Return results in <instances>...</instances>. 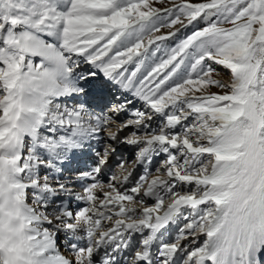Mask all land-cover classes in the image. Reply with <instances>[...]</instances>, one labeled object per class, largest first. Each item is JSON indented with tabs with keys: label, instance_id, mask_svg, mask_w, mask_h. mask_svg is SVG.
<instances>
[{
	"label": "snow or ice",
	"instance_id": "1",
	"mask_svg": "<svg viewBox=\"0 0 264 264\" xmlns=\"http://www.w3.org/2000/svg\"><path fill=\"white\" fill-rule=\"evenodd\" d=\"M16 27L23 29L18 35ZM44 60L65 72L75 62L79 84L63 88L75 104L54 110L45 135L79 147L55 179L56 161L45 151L55 143L37 141L18 156L27 178L20 187L32 205L27 222L35 224L32 256L43 258L25 264H182L185 257L232 264L237 254L259 264L264 219L248 204L235 223L222 225L228 194L216 189L239 181L264 191V0H0L6 119L25 64L43 94L53 93L55 71ZM214 65L230 82L215 78ZM98 80L91 103L79 99ZM120 147L134 156L121 154L112 165ZM188 183L199 191H182ZM52 192L53 204L68 201L64 215L74 222L65 227L86 225L91 241L67 258L50 254L51 230L64 222L45 205ZM77 197L85 206L73 217ZM182 210L195 214L179 239H170L169 222Z\"/></svg>",
	"mask_w": 264,
	"mask_h": 264
},
{
	"label": "bare ground",
	"instance_id": "2",
	"mask_svg": "<svg viewBox=\"0 0 264 264\" xmlns=\"http://www.w3.org/2000/svg\"><path fill=\"white\" fill-rule=\"evenodd\" d=\"M35 34L37 35L38 38H42L39 33H35ZM56 40L59 41L57 37ZM59 77L61 79L60 81L63 84L61 86L62 90H63V86L64 87L66 86L68 88L76 87V82L70 77V74L59 75ZM94 85L96 86V83L91 85L90 94L88 97H82L79 99H83L87 103H91L92 95L97 91ZM34 86L35 89H29L28 90L29 92L27 93L26 97L20 100L24 106L23 109L16 112L17 115H15L12 118L11 122L7 124L8 131L11 130L15 132L17 138L20 139L21 141L18 144L16 143L13 144L11 148L8 147L5 148L2 147V145H0V158L4 156L7 159H11L15 155H20V153L23 150V147L25 146L35 147L37 141H39L40 144H43L45 143V141H48L55 143L56 145L55 150L45 149V151L52 160L56 161L55 164L54 163L51 164V167L55 166L56 169H58L61 163H64L68 160V157L70 156L71 152L79 147V144L70 138H66L64 140L56 138L53 140L52 137L45 135V130L47 129L49 124L53 123L52 117L54 115V110L63 108L65 111H71V108H65V104L74 105L75 100H72L70 98L72 93H62L60 90L57 93H61V95H59V97L58 96L55 97L53 99L54 101L47 104V100H46L47 96L43 94L44 89L38 88L36 83L34 84ZM87 86L88 85H86V87ZM12 98H16V97L12 96ZM4 100H5V94L2 96L1 102ZM134 106L139 107L140 105L137 104ZM36 110H42L45 112V116L42 117L43 120H41L40 124H38L37 122V118H38L37 116H39V111ZM5 120L6 118L4 117V115L0 114V122L4 124ZM54 130L55 129L53 128V131ZM113 131H118V128L113 129ZM23 132H25L27 135L24 136L25 139H22ZM0 133L5 134V131L0 130ZM132 152L133 150L131 148H126V147L118 148V153L122 154L125 157V159L130 157L131 154L133 155ZM113 159L115 160L116 157H113ZM129 159L131 160L132 158ZM113 161H111V163ZM131 167H133V165H129V168ZM155 167H156V163L154 162L153 168ZM139 170L141 169L139 168L136 169L133 179H135L140 175V173L137 172ZM120 171L121 170L117 168L116 174L119 175ZM51 174L53 179L59 176L56 175L57 174L56 172L55 173L51 172ZM26 182H27V178L21 175L20 163L18 162V160L17 162H15L14 165L8 166L7 169L5 170V182H3L2 179L0 181V183L3 185L2 187H4V190H6V196L9 197L11 205H13L14 203L12 212L13 214L16 215L18 224L20 223V226L22 225L21 227L23 230L20 236H18L19 238L17 240L18 244L21 247H19L17 244L16 246H13V248L15 247V252L18 255L20 254L19 255L20 259L23 260L21 261V264H25L26 260L28 259L37 260V257L32 256V253L37 251V249L31 247L36 243V241L29 239V237L34 235L32 228L35 227V224L34 223L30 224L27 222V217L32 215V213L29 212V208H31L32 205L28 204L23 189L20 187L21 184ZM224 186H226V190H224L223 192L227 193L228 195L225 197V203L221 209V212L219 213V215L222 217L220 221L222 225L225 219L229 222L235 223V221L238 220L239 217L243 214V210L247 207L248 204H252L254 206L252 209V213L255 217H257L258 219H264V191L257 193L255 184L245 185L239 181L236 183H232L231 181H229ZM181 190L184 192H197L199 191V186L188 183ZM55 195H56L55 192L49 193L47 200H45V205L46 207H48L49 212L52 216H61L64 218V222L56 223L54 229L51 230V236L54 241V244L52 250H50V254L67 258L70 255H75L79 248H82L84 246L86 247L89 246L91 242L87 235L85 234L83 235L81 233L83 232V230L87 231L85 225L81 224L71 229L65 227L66 224L73 223L74 220H70L64 215L68 211V207H69L67 200L53 204ZM48 201L50 204H47ZM148 203L151 206L152 202L148 201ZM83 206H85L84 201L79 199V197H77L76 200L72 202L73 217L75 215V212L78 211L79 208H82ZM2 210H4V206H2ZM194 214L195 211L190 210L185 212L182 210L179 211L172 218V220L178 219V222L179 220H181L180 224H182L183 228H185L186 224L184 223V220L186 218H190ZM171 221L169 222L170 228L172 227ZM236 231L238 234L239 231L238 227ZM203 235H204L203 240L200 237V240L198 241V243H200L201 246H203V244L208 240L206 234ZM57 237H59L58 240ZM69 240H72L73 243L70 244ZM39 259H43V258H39ZM260 261L261 262L263 261L264 263V252L261 253ZM0 264H16V262L14 261H9L8 258H6L5 260V251L1 247H0ZM182 264H195V261L189 260L187 257H185V259L182 261ZM204 264H214V262L205 261ZM232 264H248V261L245 257H241L237 254Z\"/></svg>",
	"mask_w": 264,
	"mask_h": 264
},
{
	"label": "rangeland",
	"instance_id": "3",
	"mask_svg": "<svg viewBox=\"0 0 264 264\" xmlns=\"http://www.w3.org/2000/svg\"><path fill=\"white\" fill-rule=\"evenodd\" d=\"M192 2H202V0H192ZM166 4H167V0H166ZM22 30L23 29L16 27L14 29V34L18 35L20 33V31H22ZM5 35H6V33H5ZM57 38L59 40L58 36H57ZM168 43L172 44L173 42L169 41ZM36 59H40V58H36ZM43 64L46 68L55 71V80H56V88L54 89L53 93H51L50 95H45V96H47V99H46L47 104L54 101L53 100L54 94H56L58 91L62 90L61 86L63 84L60 81L61 79H60L59 75L70 74V77L76 82V87L78 86V84H79L78 75L79 74L76 72L75 62H73L71 72H65L63 68H58L57 65L52 61L44 60ZM26 67H27V64H25L24 68L19 73V79L16 83V86L12 89V96L17 98V99L12 98V101H13L12 115L10 118L5 120L4 124L2 122H0V130L5 131V134L0 133V145H2V147H5V148H7V147L11 148V146L13 144H15V143L18 144L21 141L20 139L17 138V135L15 134V132H13L11 130L8 131L7 124H9L11 122L12 118L15 115H17L16 112L23 109L24 106L20 100L22 98L26 97L27 93L29 92L28 91L29 89H35L34 84L36 82L33 81L29 75L26 74ZM214 67H216L218 69L217 73H215L216 79H221V80H224L226 82H230V75L228 74V72L226 70L223 69L222 66L214 65ZM86 68H87V66H84V65L81 66L82 71L86 70ZM101 85H102V81L98 80L96 82V86H101ZM94 87H95V85H94ZM63 88H64V86H63ZM210 91L212 93H217V94H223V92H224V90L217 89L216 87H211ZM39 93H42V92H39ZM4 94H5V91L0 89V102H1V98ZM37 117H38L37 122H38V124H40L41 120H43V118L40 117V115ZM25 135H26V133L23 132L22 139H25V137H24ZM132 153H133V155L131 154L130 157H128L126 160H130L129 158H133L134 152H132ZM120 155L121 154L118 153V155L116 156V159L115 160L112 159V161L114 160L111 163L112 165H114L116 163V161L119 159ZM18 156L19 155H15L11 159H7L4 156H2L0 158V181L2 179V181L5 182V170L7 169L8 166L14 165L15 162H17ZM18 162H19V160H18ZM126 167H129V165L126 164ZM137 172L141 173V170H139ZM2 186L3 185L0 183V247L3 248V250L5 251V260H6V258H8L9 261H14V262H16V264H21V261H23V260L20 259V256H19L20 254L18 255L15 252V247L13 248V246H16V244H17L19 247H21L18 244L17 240L19 238L18 236H20L23 229L21 227L22 225L20 226V223L18 224V220H17L16 215L13 214V212H12V208L14 207V203H13V205H11L9 197L6 196V190H4V187H2ZM47 204H50L49 201L47 202ZM2 206H4V210H2ZM181 215H184V214H181ZM180 222H181V220H179V222H178V219L177 220L174 219L171 221L172 227L169 228V238L174 237L173 239H179V237L183 234L184 228H183V225L180 224ZM85 227L87 228L86 225H85ZM86 232L87 231L83 230V232H81V233L83 235L84 234L87 235ZM200 237L203 240L204 235L201 234ZM84 247H86V246H84ZM23 251H24V249H23Z\"/></svg>",
	"mask_w": 264,
	"mask_h": 264
},
{
	"label": "clouds",
	"instance_id": "4",
	"mask_svg": "<svg viewBox=\"0 0 264 264\" xmlns=\"http://www.w3.org/2000/svg\"><path fill=\"white\" fill-rule=\"evenodd\" d=\"M224 190H226V186H223V187H218L217 189H216V191H224ZM39 259V257H37V260Z\"/></svg>",
	"mask_w": 264,
	"mask_h": 264
}]
</instances>
